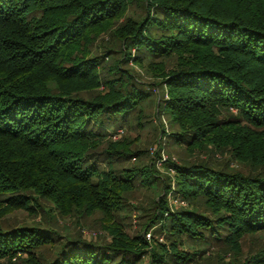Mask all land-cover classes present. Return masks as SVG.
<instances>
[{
  "label": "trees",
  "instance_id": "16d2710c",
  "mask_svg": "<svg viewBox=\"0 0 264 264\" xmlns=\"http://www.w3.org/2000/svg\"><path fill=\"white\" fill-rule=\"evenodd\" d=\"M135 7L141 14L128 15ZM115 24L121 58L106 67L91 48ZM172 59L153 100L151 85L119 64ZM101 87L108 93L95 95ZM150 104L170 126L161 138L186 152L228 151L248 172L168 163L176 193L193 205L172 211L171 187L152 163L121 168L146 152L108 140L134 116L143 124ZM157 184L164 195L151 203L149 227L167 244L116 227L101 245L0 222V262L189 264L197 254L182 251L186 243L222 244L236 256L247 236L264 242V0H0V211L43 221L112 216L125 195ZM239 264H264V243Z\"/></svg>",
  "mask_w": 264,
  "mask_h": 264
},
{
  "label": "rangeland",
  "instance_id": "374dc122",
  "mask_svg": "<svg viewBox=\"0 0 264 264\" xmlns=\"http://www.w3.org/2000/svg\"><path fill=\"white\" fill-rule=\"evenodd\" d=\"M134 12L138 16L141 14V11L135 7L131 9L128 15H132ZM118 25L115 24L112 29L97 34L91 48V56H100L101 62L106 67L112 66L114 60L121 58L119 44L114 39V33ZM106 53L109 56H106ZM175 63L176 61L172 59L165 62L156 60L151 64L149 61H146L141 66L134 65L132 62H129V64L121 62L119 64L123 70L130 72L142 86L148 87L151 85L150 90L154 94L153 100L156 97L160 98L163 96L162 91L158 90L155 84L159 82L162 73L167 74L175 67ZM96 93L105 95L108 93V90L105 87H101L94 94L96 95ZM143 109L145 115V118L142 120L143 124L139 125L137 117L134 116L123 128L110 129V134L113 136H109L108 140L115 143H130L133 150L146 152V155L142 157L133 158L123 163L121 168L132 170L152 163L154 169L157 171L156 176L162 180L165 186L168 187L169 185L171 187L167 201L172 211L192 209L193 205L176 193L175 173L170 169L168 163L182 165L183 163L193 164L208 161L217 166H223L224 163H228L229 168L233 171L248 172L243 165L231 159L228 151L219 152L210 148L188 150L189 152H186L184 147L173 145L170 142L171 139L169 141L168 138H161L162 128L167 132L170 131L167 117L153 104L146 105ZM153 189L146 190L138 186L133 193L125 195L120 200L124 206L120 210L115 211L112 216L103 215L99 211L90 213L89 215L79 212L64 218L56 214V218L53 220L43 221L40 216H34L27 211H12L7 213L0 211V222L5 230L34 227L37 224H41L42 227H48L51 231L57 232L64 240L80 237L86 239L88 242H95L101 245L111 243L112 239L108 230L116 227L130 239L140 236L152 245L158 243L167 244L165 238L159 235L155 228L149 227V220L152 219L151 217L154 213L153 210L149 209L151 203L157 195H164L158 184ZM176 201L179 204L175 203ZM42 204L46 207H51L46 202H42ZM263 243L262 236H247L241 243L242 254L236 256L222 244L208 246L202 242L197 244L186 243L184 247H181V250L190 253V255L192 253L197 254L189 264H239L247 256L254 254L263 246ZM0 264L7 263L0 262ZM139 264H149V257L144 258L143 262Z\"/></svg>",
  "mask_w": 264,
  "mask_h": 264
},
{
  "label": "built area",
  "instance_id": "2783aa9c",
  "mask_svg": "<svg viewBox=\"0 0 264 264\" xmlns=\"http://www.w3.org/2000/svg\"><path fill=\"white\" fill-rule=\"evenodd\" d=\"M175 203H178V204H179V202H178V201H176Z\"/></svg>",
  "mask_w": 264,
  "mask_h": 264
}]
</instances>
